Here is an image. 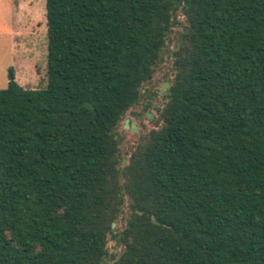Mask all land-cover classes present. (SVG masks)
<instances>
[{
	"label": "trees",
	"instance_id": "trees-1",
	"mask_svg": "<svg viewBox=\"0 0 264 264\" xmlns=\"http://www.w3.org/2000/svg\"><path fill=\"white\" fill-rule=\"evenodd\" d=\"M45 19V87L0 88V264H108V235L113 264H264V0H45ZM173 25L161 124L120 165Z\"/></svg>",
	"mask_w": 264,
	"mask_h": 264
},
{
	"label": "rangeland",
	"instance_id": "rangeland-1",
	"mask_svg": "<svg viewBox=\"0 0 264 264\" xmlns=\"http://www.w3.org/2000/svg\"><path fill=\"white\" fill-rule=\"evenodd\" d=\"M182 4L179 3L175 11V17L179 21L184 18ZM178 29V25H173L167 32L164 45L160 49L163 60L155 65L151 78L140 88V100L143 102L147 99L148 91L157 94L164 81L171 82L173 58L169 52L177 42L175 31ZM46 41L45 0H0V88L6 87L10 76L26 88L45 87ZM166 100L165 95L157 94L153 99L154 106L146 104L141 108L140 114L146 110L145 114H151L152 117H136L135 131L122 129L121 122L117 124L114 131L120 138V165L126 163L124 159L128 158L131 149L141 138L151 129L160 126L157 108L162 107ZM128 208L129 198L125 195L121 213L113 228H120L124 224ZM106 246L109 254L113 256L108 260V264H113L122 250V245L108 235Z\"/></svg>",
	"mask_w": 264,
	"mask_h": 264
},
{
	"label": "flooded vegetation",
	"instance_id": "flooded-vegetation-1",
	"mask_svg": "<svg viewBox=\"0 0 264 264\" xmlns=\"http://www.w3.org/2000/svg\"><path fill=\"white\" fill-rule=\"evenodd\" d=\"M173 49H175L174 45L172 47V50L169 52V54H170V56L172 58H173ZM157 52H158V62H159V57H162L161 55H163V53H161L160 50H158ZM162 59H163V57H162ZM170 73L173 75V72H170ZM164 82H166V81H164ZM164 82H163V84H164ZM162 85L157 90V94H163V95L166 96L169 92H166L165 88L162 89ZM169 85H170V82H169ZM157 94L148 91L147 94H146L147 95V99L144 102H143V100H138V102L134 106L129 108L126 111L127 114L124 113V115L122 116V119L119 121V122H121V128L122 129H131L132 123H134V120H135L136 117H141V116H145L146 117V114H145L146 110H144L143 113H141V114L139 113V111H140L141 108H144L146 104L154 106L153 99L156 98ZM126 125H128L127 128H126Z\"/></svg>",
	"mask_w": 264,
	"mask_h": 264
},
{
	"label": "water",
	"instance_id": "water-1",
	"mask_svg": "<svg viewBox=\"0 0 264 264\" xmlns=\"http://www.w3.org/2000/svg\"><path fill=\"white\" fill-rule=\"evenodd\" d=\"M158 47H159V42H157L156 44H154L153 45V48L155 49V50H157L158 51ZM177 47V44H175L174 45V48H176ZM163 59H162V57H159V62H161ZM10 77H12V76H10ZM168 86H169V82L168 81H166V82H164V84L162 85V89H164L165 88V91L166 92H169V90H168ZM146 117L147 118H151L152 117V115L151 114H146ZM128 127V125H126V128ZM131 129H132V131H135L136 129H137V126L134 124V123H132V127H131ZM126 158L124 159V162H126ZM114 224H115V222H112V227L114 226Z\"/></svg>",
	"mask_w": 264,
	"mask_h": 264
}]
</instances>
